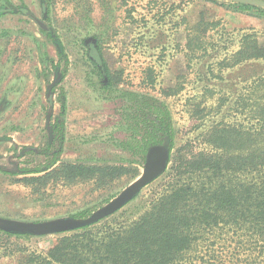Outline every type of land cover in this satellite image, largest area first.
Returning <instances> with one entry per match:
<instances>
[{
  "label": "rangeland",
  "instance_id": "obj_1",
  "mask_svg": "<svg viewBox=\"0 0 264 264\" xmlns=\"http://www.w3.org/2000/svg\"><path fill=\"white\" fill-rule=\"evenodd\" d=\"M219 3L222 4L205 0H0V7L11 4L28 9L27 13L0 15V137L11 139L0 142V218L25 223L85 219L107 205L143 174L150 148L143 154V144L137 146L134 137L143 142L141 138L147 135L143 125L136 124L144 116L151 118L148 110L142 114L146 102L154 104L150 99L166 105L172 116L176 145L166 170L185 152L186 143H191L192 153L200 150L197 135L225 113L219 114L216 109L198 120L196 108L216 106L221 92L234 93L245 83L233 69L219 74L215 68L214 75L218 76L209 75L206 68L210 61L206 59L200 64L195 61L189 68L183 50L182 20L193 23L202 10L209 18L222 20L227 32L236 35L256 31L259 40L264 41V13L242 10L234 3ZM43 9L48 10L47 16ZM35 20L43 22L49 31L41 30ZM49 32L64 45L66 58L60 62ZM84 38L95 39L112 73L114 85L108 89L100 84L92 54L81 43ZM58 63L64 77L54 90L52 121L60 113V101L64 99L61 162L125 166L131 169L130 174L99 185L87 181L67 186L50 181L38 192L18 182L21 177L8 174L17 165L34 167L46 160L35 153H25L21 158L13 155L17 148L40 149L46 143L50 104L45 93L53 81V66ZM261 64L264 70V62ZM175 87L178 92L174 95L163 92ZM205 87L214 94H204ZM225 104L231 105L230 101ZM229 118L230 114L225 117ZM159 179L119 211L122 218H137L143 212ZM59 235L30 239L0 235V264H18V248L11 256L4 254L10 243L42 251Z\"/></svg>",
  "mask_w": 264,
  "mask_h": 264
},
{
  "label": "trees",
  "instance_id": "obj_2",
  "mask_svg": "<svg viewBox=\"0 0 264 264\" xmlns=\"http://www.w3.org/2000/svg\"><path fill=\"white\" fill-rule=\"evenodd\" d=\"M237 6L264 13V9L254 6ZM27 10L24 5L9 4L0 7V15ZM43 14L47 16L48 10L43 9ZM182 22L183 50L189 68L195 61L200 64L206 59L210 61L206 68L209 75L218 76L214 75L215 68L219 74L233 69L245 83L234 93L221 92L216 106L196 108L198 120L216 109L219 114L225 113L197 135L202 148L192 153L191 143L185 144V152L158 177L153 197L137 218H122L119 214L135 196L106 219L59 235L47 250L35 251L10 243L5 255H13L14 248H18V264H264V70L260 68L264 41L259 40L256 31H240L236 35L227 32L222 20L209 18L202 10L195 22ZM47 35L59 62L65 59L60 38L51 32ZM81 43L92 54L100 84L104 89L113 86L112 73L95 39L84 38ZM60 68V63L53 66V81L45 93L50 104L45 145L40 149L17 148L13 155L21 158L25 153H35L46 160L34 167L17 165L8 174L21 177L17 181L33 192L50 181L67 186L87 181L99 185L130 174L131 169L125 166L61 162L64 99L60 101V113L52 121L54 90L64 77ZM163 92L174 95L178 88ZM203 92L214 94L206 87ZM150 100L154 104L146 102L142 114L148 110L151 118L144 116L136 124L143 125L147 135L141 138L143 142L137 137L134 141L137 146L143 144V154L151 147L165 146L170 155L176 145L170 110L163 103ZM226 101L231 105L226 106ZM10 141L0 137V142ZM0 235L7 239L33 238L16 232L0 231Z\"/></svg>",
  "mask_w": 264,
  "mask_h": 264
},
{
  "label": "water",
  "instance_id": "obj_3",
  "mask_svg": "<svg viewBox=\"0 0 264 264\" xmlns=\"http://www.w3.org/2000/svg\"><path fill=\"white\" fill-rule=\"evenodd\" d=\"M216 2H227L234 4H246L264 9V0H206ZM39 28L45 32L49 29L46 25L35 20ZM169 162V152L165 146L151 147L146 155L143 174L129 187L122 191L117 197L107 205L99 209L90 217L85 219H61L45 223H25L0 218V230L6 233L16 232L30 234L34 237H42L54 234H62L69 230L78 229L86 225L97 223L102 219L114 214L127 201L137 196L139 192L149 183L157 179L166 170Z\"/></svg>",
  "mask_w": 264,
  "mask_h": 264
}]
</instances>
